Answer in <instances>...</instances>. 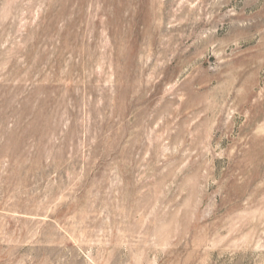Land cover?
<instances>
[{"label":"rangeland","instance_id":"obj_1","mask_svg":"<svg viewBox=\"0 0 264 264\" xmlns=\"http://www.w3.org/2000/svg\"><path fill=\"white\" fill-rule=\"evenodd\" d=\"M0 264H264V0H0Z\"/></svg>","mask_w":264,"mask_h":264}]
</instances>
